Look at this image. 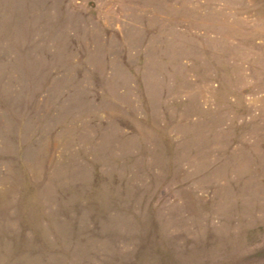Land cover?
<instances>
[{"label": "rangeland", "instance_id": "374dc122", "mask_svg": "<svg viewBox=\"0 0 264 264\" xmlns=\"http://www.w3.org/2000/svg\"><path fill=\"white\" fill-rule=\"evenodd\" d=\"M0 264H264V0H0Z\"/></svg>", "mask_w": 264, "mask_h": 264}]
</instances>
